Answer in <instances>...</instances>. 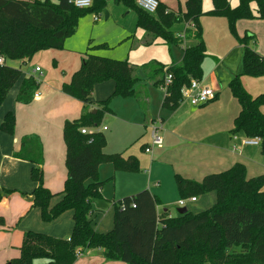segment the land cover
Wrapping results in <instances>:
<instances>
[{"label": "trees", "instance_id": "1", "mask_svg": "<svg viewBox=\"0 0 264 264\" xmlns=\"http://www.w3.org/2000/svg\"><path fill=\"white\" fill-rule=\"evenodd\" d=\"M114 1L135 10L138 27L154 39L162 38L169 45L179 44L184 39L195 41L194 45L184 48L181 65L166 69V75L171 73L173 80L165 94L164 105L172 109L180 103L183 87L192 79L203 78L202 63L208 51L201 17L226 18L230 33L243 46L242 73L229 82L231 93L241 106L233 132L260 138L264 151V93L252 96L240 79L242 75L264 76V57L251 46L256 36L248 33L240 36L236 27L240 19H264V0H239L234 7L229 0H212L213 8L207 12L203 11V0H187L185 12L170 11L159 1L155 14L139 8L135 0ZM105 6L106 0H94L89 8H78L69 0H0V56L7 62L0 66V106L22 74L10 62L32 59L42 50L64 49L79 19L88 11H105ZM180 22L193 24L185 30L183 38L172 30ZM105 48H108L107 43L90 45L84 52L80 69L70 82L62 85V91L81 101L86 109L78 119L64 123L68 171L64 190L54 194L44 187L43 147L38 136L22 137L20 150L15 153L36 164L31 178L38 186L31 196L34 206L41 210L42 220L49 222L72 210V233L69 238H56L27 231L20 256L8 264H74L80 254L95 248L102 249L107 260L126 264H264V175L248 178L246 167L241 163L209 174L202 181L176 175L182 199L216 193L215 203L207 210L198 213L188 210L177 217L161 215L158 207L162 202L146 189L115 203L111 231L103 233L94 228L90 221L92 201L101 196L104 184L99 179V166L112 162L116 170L135 172L139 169L133 158L125 160L120 154L105 153L106 137L102 132H81L83 128L90 130L100 125L104 115L111 112L112 100L134 95L139 81L127 59L104 57L94 52ZM105 81L114 82L113 93L97 103L94 112L90 109V96L96 84ZM39 87V81L33 76L24 78L16 101L30 103ZM15 121V114L8 112L1 130L13 134ZM5 192L13 190L5 189ZM57 195L61 199L50 206ZM3 223L0 217V224Z\"/></svg>", "mask_w": 264, "mask_h": 264}, {"label": "crops", "instance_id": "2", "mask_svg": "<svg viewBox=\"0 0 264 264\" xmlns=\"http://www.w3.org/2000/svg\"><path fill=\"white\" fill-rule=\"evenodd\" d=\"M159 1L170 11H186L187 0ZM229 1L233 7L239 3V0ZM123 5L122 11L125 12L114 13L113 17L109 12V21L94 23L92 28L88 26L91 29L88 39L83 41L79 38L69 45L66 41L64 49H49L37 53L32 59L14 61L17 63L14 67L21 69L23 64L28 69L21 71L20 79L9 90L0 106V126L8 112H13L16 118L13 134L0 128V217L4 219V223L0 224V264H8L20 256L27 231L56 238H69L72 233V210L52 221L42 220L41 210L34 206L31 196V192L38 186L31 178V170L36 164L17 157L15 153L20 150L22 137L32 134L38 136L43 147L44 187L54 194L64 190L68 175L64 123L78 119L86 109L81 101L64 93L62 85L70 82L73 74L80 69L84 52L92 44L107 43L108 48L95 50V54L127 59L139 78L135 94L114 98L110 104L111 112L106 113L101 124L95 126L97 130L90 128V131H100L106 137L105 153L120 154L125 160L133 158L139 168L135 172L116 170L112 162L99 166V179L104 184L101 196L92 201L93 210L90 214V221L97 231L105 233L113 229L115 203L146 189L162 202L158 213H166L168 217L179 216L182 207L192 211L189 203L193 205V213L207 210L215 203L216 193L208 192L195 201H190L188 197L185 206H180L182 198L176 175L202 181L205 176L225 171L237 163L246 167L248 178L264 175V151L261 145L245 144L244 134L233 132L234 121L241 106L230 93L229 82L242 73L243 46L229 33L226 19L221 16L209 19L211 15L201 17L203 38L208 51L202 63L201 81L216 91L214 99L199 106L183 100L172 109L164 105L165 92L161 83L166 78L167 67L181 65L184 48L194 45L195 41L184 39L179 44L169 45L162 38L154 39L138 27L137 13L135 15L131 12L133 9ZM212 8V1L209 3L203 0L204 12ZM252 8L256 6L252 5ZM94 14L97 13H92L93 22L99 21L94 20ZM121 15H125V18L118 22ZM111 18L113 24L109 23ZM208 23H214L216 29L222 25V34L218 33L216 38L217 48L206 39ZM82 24L80 21L78 29ZM176 25L172 30L178 37L188 27H193L192 23L187 22ZM236 27L240 36L245 33L256 36L251 46L264 57V19H240ZM40 58L48 61L45 70L39 64ZM33 60L38 61L31 65ZM50 61L55 64L53 68L49 66ZM162 66L164 70H161ZM36 67H40V71H36ZM30 76L40 83L36 92L38 96L28 104L19 103L16 96L21 82ZM248 78L242 75L243 80ZM254 80H257L253 81L257 87L250 88L249 81L244 82L245 89L252 96L264 93V76ZM114 86L113 81L96 84L90 96V109L96 111L97 103L106 100L113 93ZM153 127L159 128L162 147L152 146ZM148 147H151L150 152L145 150ZM5 189L13 192L6 193ZM60 199V195L53 197L50 206H54ZM170 203L179 205L176 214L167 207ZM74 264L126 263L109 261L102 249L95 248L80 254Z\"/></svg>", "mask_w": 264, "mask_h": 264}, {"label": "built area", "instance_id": "3", "mask_svg": "<svg viewBox=\"0 0 264 264\" xmlns=\"http://www.w3.org/2000/svg\"><path fill=\"white\" fill-rule=\"evenodd\" d=\"M69 1L72 2L78 8H89L93 5L94 2V0H69ZM135 1L139 8L151 14H155L159 7V0H135ZM99 17L100 14L93 15L95 21H97ZM179 37H184V34H179ZM6 63H7L6 59L0 56V66L5 65ZM35 70L40 71V67H36ZM172 80H173L172 74L168 73L166 75L164 83L161 85V88L164 90L165 94H167L168 87L169 85H171ZM215 94L216 91L212 87L204 85L201 80L192 79L189 85L183 87L181 101L188 100L192 105L199 106L206 104L212 99H214ZM35 96H38V93H35ZM158 130H159L158 127L152 128L151 143L152 146L162 147L163 140L161 136H159ZM81 132L83 134H87L90 132V130L88 128H83L81 129ZM243 143L256 145V144H260L261 140L258 137H254V138L246 137L243 140ZM150 148L151 147H148L145 150L147 152H150L151 151ZM189 200L195 201L196 198L190 197ZM185 203H186V199H181L179 201L180 206H185Z\"/></svg>", "mask_w": 264, "mask_h": 264}, {"label": "rangeland", "instance_id": "4", "mask_svg": "<svg viewBox=\"0 0 264 264\" xmlns=\"http://www.w3.org/2000/svg\"><path fill=\"white\" fill-rule=\"evenodd\" d=\"M205 1V0H204ZM206 1H209V3L212 1V0H206ZM208 3V2H207ZM254 6H255V4H253ZM124 5L123 4H118V3H116L114 0H106V6H105V11L106 12H111L112 13V15H111V17H113L114 16V13H116V14H118V13H120V12H125L126 10H124V11H122V7H123ZM128 9V8H127ZM130 10V9H129ZM105 11L104 10H102L99 14H100V18H99V21H97V22H93V19H92V13L93 12H91V11H88V12H86L80 19H79V23H78V26H79V24H80V21H82V27L81 28H79L78 29V26H77V29H76V31L75 32H73L72 33V35L70 36V37H68L67 38V40L66 41H68L67 42V45H69L71 42H73V41H76L77 39H83V41L84 40H86V39H88L90 36H91V29L90 28H92V26L94 25V23H98V22H102V23H106L107 21H109V20H106L105 19ZM131 12H133L135 15H136V12L134 11V10H131ZM96 13V12H95ZM98 14V13H97ZM125 16V15H124ZM124 16H119L118 17V19H119V21L118 22H121V20H122V18H125ZM85 17H87L86 19L87 20H84L85 19ZM209 17V16H208ZM212 17V15L209 17V19H213V18H211ZM224 18V17H223ZM226 18H224V20H225ZM110 21L111 22H109V23H111V24H113V21H112V18L110 19ZM201 21V20H200ZM227 21V20H226ZM90 23V25H89V23ZM117 22V23H118ZM201 25H202V22H201ZM90 28H89V27ZM177 26V25H176ZM202 28H203V34H204V27H203V25H202ZM227 28H228V31H229V33H230V30H229V27L227 26ZM218 29V30H217ZM217 29L215 28V24L214 23H211L210 25H209V23H208V29L206 30V39L208 38V40H209V42H210V45H212V46H214L215 48H217V42H216V38H217V35H218V33H220V34H222V25H219L218 27H217ZM231 34V33H230ZM231 36H233L232 34H231ZM237 41V40H236ZM66 43V42H65ZM223 50V49H222ZM45 50H42V51H39L40 53L41 52H44ZM39 52H37V53H39ZM36 53V54H37ZM35 54V55H36ZM38 55V54H37ZM46 60V59H45ZM38 60H33L32 62V64L31 65H34V64H36V62H37ZM46 63H48V61H44V60H42L41 58H40V60H39V64H40V66H42V68L45 70V68H46ZM10 65H12V66H16L17 65V63H14V61H12V62H10L9 63ZM54 65L55 64H53V62L52 61H50V65L49 66H52V68L54 67ZM20 70L22 71L23 70V72H24V70H26V69H28V67H26V65H23V64H21V66H20ZM243 76H247V77H249L248 79L249 80H243L242 79V76L240 77V79H241V82H242V84H243V86L245 87V83L244 82H249V87L250 88H256L257 87V85H255V84H253V83H256V82H253V81H257V80H254V79H257V78H259V77H262V76H248V75H243ZM246 88V87H245ZM229 92H230V90H229ZM231 93V92H230ZM239 103V102H238ZM95 130H97L96 129V127H93ZM189 208L193 211V205H192V203H189ZM174 214H176L177 213V208L179 207V205H177L176 203H170L168 206H167Z\"/></svg>", "mask_w": 264, "mask_h": 264}, {"label": "water", "instance_id": "5", "mask_svg": "<svg viewBox=\"0 0 264 264\" xmlns=\"http://www.w3.org/2000/svg\"><path fill=\"white\" fill-rule=\"evenodd\" d=\"M105 19L106 20L108 19V12H105ZM188 210H189L188 207H182L179 212L180 214H185Z\"/></svg>", "mask_w": 264, "mask_h": 264}]
</instances>
